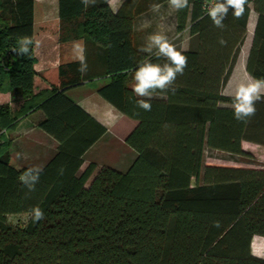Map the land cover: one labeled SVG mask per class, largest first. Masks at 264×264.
Listing matches in <instances>:
<instances>
[{"label": "trees", "instance_id": "1", "mask_svg": "<svg viewBox=\"0 0 264 264\" xmlns=\"http://www.w3.org/2000/svg\"><path fill=\"white\" fill-rule=\"evenodd\" d=\"M165 1L124 0L112 12L108 0L88 7L58 0V21L44 22L38 1L0 0V92L19 94L0 104V264H264L250 248L253 236L264 237V168L203 162L206 149L249 156L244 142L264 145V100L247 122L220 105L231 104L220 92L246 38L249 4L257 17L245 69L264 78V0H248L240 18L230 8L224 29L201 1L174 12L175 32L187 30L195 44L184 51L188 65L175 93L158 90L144 111L132 89L148 54L134 47L133 21ZM24 36L33 40L27 55L19 54ZM73 41L85 45L84 75ZM34 48L42 50L41 80ZM96 76L108 77L97 94L135 122L124 142L136 157L125 172L102 166L94 173L92 162L80 169L106 129L65 92ZM36 110L38 128L57 147L29 192L19 181L29 167L11 156L4 132ZM36 206L44 212L38 222ZM20 214H27L22 225L7 219Z\"/></svg>", "mask_w": 264, "mask_h": 264}, {"label": "clouds", "instance_id": "2", "mask_svg": "<svg viewBox=\"0 0 264 264\" xmlns=\"http://www.w3.org/2000/svg\"><path fill=\"white\" fill-rule=\"evenodd\" d=\"M81 3L88 7L89 5H95L97 0H81ZM247 4L248 0H213L207 7V15L216 28L224 29V21L229 9H233L232 15L235 18H240L245 13ZM167 6L170 12H179L190 5L189 0H167ZM150 8L152 12L159 13L162 5L154 3L150 5ZM150 24L151 22L146 20L141 27H149ZM158 28V31L148 35L146 44L141 48V51L149 55L148 58L138 65L133 77L135 83L132 90L135 96L140 98L136 100V106L144 111H151L152 105L150 101L158 90L162 94H166L168 91L175 93L176 89L173 85L177 76H182L188 65V58L184 54L187 49L183 46L178 49L169 40L167 32L171 31L172 27L161 24ZM219 43L223 45L226 41L221 38ZM18 44L19 54L27 55L30 46L33 45V40L28 36L20 37ZM72 50L75 60L79 63L77 71L82 75L86 74L88 64L84 43L82 41H73ZM153 56L157 60L163 58L165 62H153ZM220 95L230 98L234 118L238 121L247 122L257 111L256 103L264 100V78H254L251 75H246L234 85L229 84L222 89ZM21 157L22 154L18 153L17 158ZM42 172L43 168L40 166L29 167L19 176V181L29 192L34 191ZM32 218L36 222L44 219V212L39 206L32 209ZM214 226L219 227V222H214Z\"/></svg>", "mask_w": 264, "mask_h": 264}, {"label": "crops", "instance_id": "3", "mask_svg": "<svg viewBox=\"0 0 264 264\" xmlns=\"http://www.w3.org/2000/svg\"><path fill=\"white\" fill-rule=\"evenodd\" d=\"M41 5L42 10V21L44 22H57L58 21V0H36ZM124 0H108V6L112 12H116L120 5ZM162 8L159 13H154L151 11V8L146 10L145 12L135 16L133 21V44L134 47L140 51L141 48L146 44L147 37L149 34L154 33L159 30L158 26L161 24H166L172 27V30L167 33H174L176 36L184 40V48L187 47V42L189 41L188 31L184 30L181 33L175 32V19H174V12H170L167 6V0L163 3H160ZM252 12V13H251ZM250 12V19L254 21L257 17V14L254 10ZM150 21L151 24L149 27L142 28L141 25L145 21ZM247 25V34L250 30L251 36H248L249 43H251L252 32L254 25H250V29H248ZM61 32L57 30V33ZM247 36V35H246ZM186 44V47H185ZM64 44H58V51L61 54L65 46ZM241 51L244 52L242 58H239L237 65L234 64L232 72L228 78V83L234 85L239 79L249 75L245 69V61L243 60L248 53V46H243ZM34 53L36 56V62L34 64V69L36 71V78L37 80L42 79V72L44 70L43 66L41 65L42 59V50L41 48H34ZM144 54H148L143 52ZM149 55V54H148ZM89 62L95 63V58L91 59ZM57 63V60L56 62ZM91 63V64H92ZM93 63V64H94ZM96 68L99 67L95 65ZM108 81V77L106 76H96L89 80H86L79 84L76 87L68 89L65 94L69 97L77 106H79L84 112L90 115L96 122L102 125L106 131L105 133L84 153L83 155V164L81 165V170L87 166V164L93 162L91 158H87V154L102 140L106 139L108 136L112 138L115 137V134L121 133V138L125 139L126 134L133 128L135 122H131L132 120L124 117L121 115L110 103L104 100L99 94H97V89L105 84ZM153 97H157V95H153ZM43 118V114L40 110L33 111L27 114L24 118L19 120L13 130L10 131V142L12 150L15 148L22 157L19 159L27 163V159L25 158V152L22 147L16 146L18 143L22 141H35L33 142L37 148L41 149V157L39 158L40 164L45 161L50 155H52L57 147V142L49 136L47 133L42 131L37 126V122ZM113 129L116 131L113 132ZM6 133V132H5ZM10 147V148H11ZM12 153V152H11ZM24 156V157H23ZM38 160V159H37ZM24 163V164H25ZM45 163V162H44ZM43 164V163H42ZM259 237L264 239L261 236H253ZM253 239V238H252ZM252 242V240H251ZM260 246H264V241L259 242ZM251 248V244H250ZM251 253L257 257H261L260 254L254 253L251 249Z\"/></svg>", "mask_w": 264, "mask_h": 264}, {"label": "rangeland", "instance_id": "4", "mask_svg": "<svg viewBox=\"0 0 264 264\" xmlns=\"http://www.w3.org/2000/svg\"><path fill=\"white\" fill-rule=\"evenodd\" d=\"M250 12L253 9L252 4H249ZM252 13V12H251ZM254 21L250 19V13L248 16V29H250V25L253 24ZM250 32V30H249ZM248 32L247 34V27H246V38L241 46H250L248 36H251V34ZM170 42L175 44L178 49L181 48V46L184 47V40L176 36L174 33H167ZM189 41L187 42V47L185 44L186 49L189 48L190 46L193 47L195 44L194 40L190 41V38L188 39ZM237 57V60L235 64L237 65V62L239 58H242L244 52L241 51ZM243 60H246V57L243 58ZM229 83L228 81L225 83V85L222 87L224 89L226 86H228ZM221 89V90H222ZM19 94H13L12 92H9V90L5 89L4 91L0 92V104L4 103H9L14 97H18ZM221 106L225 107H231V104L229 103H222L220 104ZM132 123L134 121H131ZM116 131V129H113V132ZM5 133V132H4ZM128 134V133H127ZM126 134V135H127ZM6 137L9 139L10 138V132L5 133ZM121 133L115 134V137L112 138L111 136H108L106 139L102 140L97 144L88 154L87 158L92 159V163L96 164V170L94 171L97 172L102 166H109L119 172H125L133 162V160L136 157L135 151L130 148L125 142L124 139H122L120 136ZM10 140V139H9ZM35 141H22L18 143L16 146L22 147L25 152V157L27 159V163L20 161L17 158V154L19 153L15 148L12 147L10 148V153L11 156L18 161L20 164L27 166V167H33V166H40L42 167L48 159L52 156L50 155L45 161H43L41 164L39 162V158L42 155L41 149L37 148L34 146L35 144L33 143ZM243 149L246 153H248L249 156H242V155H237V154H231L228 152L224 151H219V150H212V149H206L203 157V162L204 163H210L213 165H224V166H242V167H256V168H264V145L258 144L255 142H244L243 144ZM23 156V157H24ZM38 159V160H37ZM45 162V163H44ZM25 163V164H24ZM88 165V164H87ZM84 169V168H83ZM93 173V174H94ZM8 221L12 224L15 225H22L26 219H27V214H20V215H9L7 217ZM264 241V239L259 238V237H253L252 242H251V249L254 253L260 254L261 257H264V246H260L259 242Z\"/></svg>", "mask_w": 264, "mask_h": 264}, {"label": "built area", "instance_id": "5", "mask_svg": "<svg viewBox=\"0 0 264 264\" xmlns=\"http://www.w3.org/2000/svg\"><path fill=\"white\" fill-rule=\"evenodd\" d=\"M201 1L202 10L207 14V7L213 2V0H198Z\"/></svg>", "mask_w": 264, "mask_h": 264}]
</instances>
